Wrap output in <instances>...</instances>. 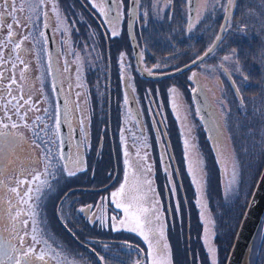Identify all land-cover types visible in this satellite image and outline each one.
<instances>
[{"label": "rangeland", "instance_id": "obj_1", "mask_svg": "<svg viewBox=\"0 0 264 264\" xmlns=\"http://www.w3.org/2000/svg\"><path fill=\"white\" fill-rule=\"evenodd\" d=\"M14 2L19 9L22 0H14ZM29 2L34 8L35 0H29ZM237 2L238 0L236 4ZM113 3L119 19L113 20L112 15H106L107 21L111 23H106L105 36L102 24L99 26L96 23L103 19V13L99 11L103 8V0H58L61 16L64 18L59 26L55 15L50 11V4L46 3L35 11L30 10L28 4H25L23 11L16 12L20 24L13 23L15 35L11 38L12 43H8L6 39L8 33L6 25L13 22L12 18L5 16L0 19V23L4 25L0 31V41L7 44L3 52L11 51L17 43H20V49L16 51L17 53L22 51L28 68L36 70L37 67L42 66V58L50 66H53V62L55 63L54 69L59 73L63 96L65 100L68 99L69 105L73 108V124L76 125L75 130L79 132V143L83 139L80 119L85 118L87 140L80 146H72L71 151L76 153L77 150L82 151L91 147V150H84V152L95 167V175L91 178L92 180L97 178L98 181L92 182V185L95 183L100 186L107 185L115 180L117 173V179L120 178L117 185H112L110 190L103 194L102 200L96 201L94 197L91 198L89 205L93 207L87 208L88 205L83 207L87 210L86 214L79 212L84 204L76 202L77 220L82 218L80 220L82 222L85 218V227L90 230L81 231L83 226H80L75 229V235L78 232L89 235L82 237L78 234V241L74 243L71 235L60 226L58 248L53 249L50 245L48 248L42 247L36 250L46 253L50 264H57L58 260L60 264H69V261H74L75 264H135L136 261H139V264H151L149 244L138 232L134 233L140 237L139 242L144 252L126 243L122 245L119 243L121 239H131L133 231H129L127 227L120 224L121 218H127L124 216L123 209L117 208L111 197V193L117 191L125 182L126 173L128 179L130 176V179H134L133 172H141L140 177L135 179H140V182L144 179L151 180L152 183L148 188L152 189L149 193L153 194V197L151 195L148 199L146 197L143 206L152 210L155 204V211L160 215V220L156 221L151 218V212L145 214L144 230L147 232L148 227H163L164 236L160 238V243L169 245L166 251L170 253L171 264L176 262V251L180 252L178 261L181 264H190V257L191 264H210L203 239L205 226L209 229L210 242L217 249L218 264H225L238 223L260 172L259 161L253 159V154L264 150V0H254V8L246 11L248 13L245 20L244 16L239 18L236 16L237 24L234 21L229 22L232 26L229 33L221 32L220 24L212 26L216 9L218 8L217 15L224 12L221 7H213L212 11L206 12L199 23L189 30L186 0H171L168 7H165L166 0H136L133 35L140 51L142 67L148 73L151 69L153 74H173L180 67L204 54L213 44L216 35L222 36V43L215 54L186 72L183 89L176 84L180 81H172L176 78L148 79L140 75L135 66L133 49L127 33L129 0H123V4L120 0H113ZM209 6H211V0H209ZM205 7V0H196L195 16L197 18ZM42 11L48 13L47 18L40 15ZM235 11L234 8L231 10V20H234ZM0 12H4L2 3H0ZM145 13H147L146 16ZM45 20L50 25L54 43L58 48V54L54 60L49 56L47 41L40 38L37 42L38 33L34 26L40 25V31L45 32L43 27ZM241 28L244 30L240 31ZM30 29H32L31 35ZM113 31H116L118 35H111ZM229 34L241 41L240 44L247 45L244 55L239 53L238 49L227 46L226 39ZM25 36L28 38L24 39ZM203 37L205 41L200 40ZM197 43L201 45L198 48H196ZM233 49L236 50L238 57L239 54L242 56V60H239L240 72L235 71L237 66L235 63L222 60ZM121 53H124L123 61L120 59ZM4 56H6L5 53ZM156 64L160 67H153ZM247 67L251 71L249 74L244 69ZM242 75L248 77L247 82L242 83ZM189 77L193 78L189 79ZM36 84L37 80L32 87L34 92L37 89ZM197 85L203 88L212 106L213 117H215L213 122L218 129L214 144L208 145L209 148L212 147V150H209L210 158L216 164V174L213 176L208 175L211 161L206 162V156L202 150L207 146V135L192 99L193 89H196ZM237 88L240 89L239 93L236 91ZM171 89H175V93L171 92ZM125 95L128 97L127 104L124 102ZM129 97L136 103L141 120L139 122L130 109ZM46 99H44L43 113H45ZM34 111L36 112L35 108H32L31 112ZM149 112L152 115L158 113L166 126L167 120L170 121L171 151L178 167L182 166L191 180L197 229L192 228L193 244L189 242L190 246L187 243L185 245L182 228L177 230L180 235L178 236L180 246L172 245L167 234L166 212L164 211V214L153 181L155 176L151 157L153 146L149 143L144 129V121L149 122L147 120ZM140 125L144 134L140 132ZM185 138L192 145L188 149L187 157L185 156ZM153 140L160 144L161 156H166L169 164L159 127L158 130L156 129ZM138 149L141 157L147 154L146 159L137 157ZM125 150L127 156H125ZM155 151L158 154V150ZM104 155L107 157L105 165H103ZM262 156L264 161V153ZM125 159L129 160L128 166L124 163ZM201 159L202 164L196 167V161ZM163 161L162 158L161 167L156 164V172L160 170L161 173L164 172ZM189 161L196 167L198 183H193L192 175L188 171ZM234 164L238 176L236 184L230 190L228 181ZM122 166L123 172L120 171ZM149 167L150 171L147 170ZM97 170L98 174H96ZM101 170L103 180L100 177ZM165 170L170 172V168ZM244 176L252 177L251 187L248 186V180L245 187L243 186ZM212 178H216V181L211 187ZM79 180L77 178V183ZM134 182L137 181L134 180ZM133 184L128 180V187ZM169 185L174 189L171 176ZM175 191L176 189L173 190V197H175ZM174 200L176 202V198ZM177 207L179 208V203H175V208ZM223 211H225L224 216H222ZM201 213H204L203 217ZM113 217L116 219H112ZM174 221L182 222L175 216V212L171 223ZM113 225L119 230H113ZM89 237L95 241L94 244L89 242ZM149 238L154 245L151 251L155 254V239L151 235ZM84 244L91 245V248H84ZM186 247L188 250L185 249ZM57 253L62 255L53 259ZM262 253L264 255V241ZM142 254H144L143 260ZM184 255H187L188 260L184 258ZM101 256L104 257L103 261L99 258Z\"/></svg>", "mask_w": 264, "mask_h": 264}, {"label": "flooded vegetation", "instance_id": "obj_2", "mask_svg": "<svg viewBox=\"0 0 264 264\" xmlns=\"http://www.w3.org/2000/svg\"><path fill=\"white\" fill-rule=\"evenodd\" d=\"M263 1V0H261ZM225 0H221V4H223ZM264 6V5H263ZM114 7V3H113ZM254 8V0H238L236 6L234 7L235 14L233 15V19L230 13L228 14L230 16V21H225L224 16L225 13L223 12L221 15H217V10L213 14V25L218 24H225L227 25L229 22L234 21L235 24H237L236 16H244L247 15L246 11L251 10ZM103 9L104 12H108V4L107 0H103ZM115 9V8H114ZM241 10H243L241 12ZM245 12V14H244ZM117 14V12L115 11ZM111 16V14H109ZM237 18V19H238ZM134 19V17H133ZM127 20L126 19V26H127ZM97 25L103 26V35L105 36V26L106 23L110 24L111 22L107 21L106 15L103 14V19H100V21H96ZM187 25L189 26L188 20ZM232 27V26H231ZM45 29V28H44ZM132 30H133V23H132ZM51 31V30H50ZM232 31V30H231ZM227 31L226 33H229ZM52 39H53V48L52 50L49 49L48 39V52L49 56L51 58L56 59V56L58 54V48L56 47L54 43L53 34L51 31ZM233 35L229 34L228 39H226L227 46H231V38ZM200 39V38H199ZM201 41H205L204 37L203 39H200ZM207 40V39H206ZM218 47L214 49V51L210 54H208L205 58L200 60L196 65L190 67L191 69L198 66L203 61H206L209 59L215 52L217 51ZM51 50V51H50ZM5 55L3 57L4 60H7V63L0 64V72H3V80L0 81V117L11 116L12 120H15L18 124V127L16 129H12V131L20 133L21 135L14 138L13 141V154L11 155V159L13 163L8 164V156H0V181H2V185H0V234H2L3 238L5 240H8L11 237H15L13 240V243H15L17 246H19V237H23L26 244L31 245L34 244V242L31 240V220H29L28 226H25L22 221L25 219H29L27 215H22L19 219L21 222L13 221L10 218V213L12 216L16 215L17 211V204L19 201V197L15 196V194L11 193L9 190L13 187H17V180H27L32 181V177L37 173H41V179H44L45 176L43 173L45 172V164L48 163L49 160L52 161L53 165H56V167H50L48 169L49 172L55 173L54 176L49 175L47 176V179L51 184H53V190L48 193V195L44 198L42 207L38 209L40 215L36 217V219L39 221V227L44 231V234L46 237H48V245H44L43 243L35 244V248H42L44 247L48 248L50 245L53 249L58 248L59 243V228L60 226L62 229H65L68 234L71 235V237L74 240V243L78 241L76 240L75 236V229L77 227L83 226L86 223V219L84 218L82 222L83 225L80 223V220L82 218H78L76 216V202L83 203L84 205L81 206L83 208L85 205H89V202L91 198H95L97 200L103 199V194H105L107 191L110 190L108 186H112L114 184L117 185L120 178L117 179V175L115 177V180L107 185H97L92 186V178L91 176L95 175V167L92 166L90 158H87V154H85L84 150H91V147H88L87 149H82V151H79V154L82 155L84 159V170L77 172L75 176H67L64 172L59 171V169L62 167L64 161L57 162L56 157L59 155V152L61 151V139L59 135V139L55 136V134L52 132V128L54 126V117L53 114L57 111L59 108L55 89H54V83L57 82L60 92L62 94L63 98V123L67 130V138H68V144H69V157L74 158L77 152H72V146H80L81 142L76 143L75 140V128L76 125L73 124L74 117L72 106L69 105L68 99L65 100L63 96V89L62 84L60 82V76L59 73L54 69L55 63L53 62V66H50L47 62L42 58L41 65L35 69L28 68L25 69V62H24V56L22 55V51H10L6 50ZM12 54V56H11ZM19 54V55H18ZM205 54V53H204ZM204 54L201 56L203 57ZM9 56H11V59L9 60ZM17 56H19V59H17ZM23 61V63H20V61ZM197 60V59H196ZM192 62V61H191ZM189 62V63H191ZM15 64L16 67L13 68L12 64ZM188 63V64H189ZM187 65V64H186ZM136 66V65H135ZM52 69V70H51ZM22 70H24L23 77L21 75ZM15 79L16 83L12 84L10 81L12 79ZM37 80V89L34 92L32 89L33 84ZM110 84V83H109ZM127 89V87H125ZM201 89L203 92V88L199 85L196 86V89ZM194 92V91H193ZM205 94V93H204ZM15 97V99H13ZM22 97V98H21ZM46 106L45 113H43V107H44V99ZM193 99V98H192ZM27 101V102H26ZM194 102V101H193ZM48 103V104H47ZM5 105H7V109H5ZM14 105H22L23 107L20 108V113H27L26 121L27 126L25 125V122L20 120L17 115H15V108ZM208 105V112L211 119L210 129L209 132L202 122L204 131L206 132L207 137V144L211 146V144H214L216 135L218 134V129L214 125L215 117H213V110L212 106L210 105L209 101L207 102ZM32 108H35L36 112H31ZM35 113V114H34ZM37 116L42 117V120H35ZM149 122L144 121L145 130L147 133V137L149 138V143L152 144L153 152H151V157L153 160V166H154V185L156 187L157 194L159 196V200L162 203V209L163 212H166L167 217V225H171V219L173 217V210L176 212L178 211V207L175 208V203H179L180 200L185 199V194L183 192V189L181 187V179L180 175L178 173L177 169V163L175 160V157L172 153V148L170 145V137L169 132L166 128V125L164 121L160 118L158 113H154L152 115L150 113L149 115ZM141 121V120H140ZM214 121V122H213ZM139 122V121H138ZM45 125L48 127L45 129ZM158 127L160 128V131L162 132V138L165 144V150L167 151L168 158H169V164L167 162L166 156L163 157L162 155V148L160 147V144L155 142L153 138L155 137L156 129L158 130ZM40 129H45V132L48 134L45 135V132H40L39 136H36V132L40 131ZM140 132L144 134L143 128L141 129L140 125ZM50 140H55L56 143H50ZM170 141V142H169ZM51 149L52 155H48L47 150ZM59 149V150H58ZM155 150H158V154H155ZM204 150V149H202ZM208 150H212V147ZM163 158V164H164V172L161 174L165 177L162 179V189L159 188V183L157 182V172H156V164L157 166L161 167ZM165 168H170V172L165 170ZM69 171H74L75 169L71 166L68 168ZM120 171L123 172V166L120 169ZM121 172V175H122ZM133 178L134 179H128L131 183H136L135 181H140V179H135V177H140L141 172H133ZM131 174V173H130ZM120 175V176H121ZM171 176L172 183L175 191V197H173V189L171 185H169V178ZM101 179L103 180V171L101 170L100 174ZM143 177L146 178L143 174ZM77 178L80 179L77 183ZM96 181L97 178H95ZM101 180V181H102ZM35 183L33 182V187H35ZM83 183L84 186H78L77 184ZM140 187L141 193L147 192V199L148 196L151 195L153 197V194H150L148 191L149 185H143ZM28 187V184L26 183L23 187H21L19 190L21 192L25 191ZM180 195L178 194V189ZM108 188V189H107ZM76 192L79 193V195H76ZM82 193V194H80ZM176 198V202L174 200ZM9 202H11V207H9ZM88 203V204H87ZM20 208H23L27 210V205L20 204ZM81 214L82 212L79 211ZM164 212V214H165ZM87 213V210L84 211V214ZM81 231H89L87 227H84ZM28 233V235H25V233ZM135 235H138L134 232H132ZM30 234V235H29ZM139 237V236H138ZM89 242L94 244L95 241H92V239L89 237ZM99 240V239H94ZM187 240H189V236L187 235ZM263 241H264V228L260 227L253 246L251 248V253L249 257V264H261L263 261L264 264V255L262 253L263 249ZM73 243V244H74ZM54 245V246H53ZM84 248L90 249L91 245L84 244ZM141 259H144V254L141 255ZM50 264V263H48Z\"/></svg>", "mask_w": 264, "mask_h": 264}, {"label": "snow or ice", "instance_id": "obj_3", "mask_svg": "<svg viewBox=\"0 0 264 264\" xmlns=\"http://www.w3.org/2000/svg\"><path fill=\"white\" fill-rule=\"evenodd\" d=\"M0 3L3 4L4 12H0V19H2L5 16H11L12 23H8L6 27L8 28V33L6 39L8 40V43H12L11 38L15 35L13 32V23L20 24L19 19L16 16V12L23 11L25 4H28L30 10L35 11L37 8H41L46 3L51 5L50 11L55 15L58 26L60 23L63 22V17L61 16L60 9L58 7V0H35V7H32V4L29 2V0H22L19 9L17 8L14 0H0ZM120 3L123 4V0H120ZM133 3H135V0H133ZM186 3L189 6V30H191L193 27H195L196 23H199V20L203 18L204 14L206 12H210L213 10V7H221L222 10L225 13L224 19L225 21H230V16L228 15L231 10L236 6V0H225L223 4L220 3V0H211V6H209V0H205V9L201 12L200 17L197 18L195 16V3L196 0H186ZM108 4V12H104V9L101 8L99 11L105 15H112V19L116 20L119 19V14L115 13V9L113 7V0H107ZM171 0H166L165 7L170 6ZM95 7V5H94ZM40 15H43L44 17H48L47 12H41ZM147 13H145V16ZM50 25L45 20L43 27L48 28ZM4 25L0 23V31H2ZM35 30L38 33L37 36V42L40 41V38H43L45 42L47 41V34L44 31H40V25H35ZM231 28V24L228 23L227 25L221 24L220 29L221 32H227ZM244 29L241 28L240 31H243ZM32 29H30L29 34L31 35ZM111 35L116 36L118 33L116 31H113ZM28 37L25 36L24 39H27ZM220 43H222V36L216 35L215 40L213 41V44L207 49L205 52V56L212 53L215 48L219 47ZM20 43H17L15 47L12 49V51H16L20 49ZM7 47V44H4L2 41H0V64L7 63V60L3 59L4 52L3 49ZM124 53H121L120 59L123 61ZM204 57L198 56L197 60H202ZM11 59V56L8 58ZM17 59H19V56H17ZM223 61L225 62H233L237 66L235 68L236 72H240L239 67V57L235 49L230 51L228 54H226L223 58ZM20 63H23L21 60ZM193 64L196 63L194 60L192 62ZM12 67L15 68L16 65L13 63ZM123 67V65H122ZM153 67L158 68L160 67L159 64L153 65ZM25 69H27V65H25ZM79 71V69H78ZM151 74V69L148 70ZM24 70H22L21 75L23 77ZM195 74H193L194 76ZM122 75V79H123ZM193 77H189V79H192ZM3 80V72H0V81ZM248 77L246 75H242V83L247 82ZM10 83L15 84L16 81L13 78ZM235 83V82H234ZM171 92L175 93V89H171ZM195 91V89H193ZM236 91L239 93L240 89L237 88ZM79 95V93L77 94ZM22 98V97H21ZM15 99V97H13ZM27 102V101H26ZM125 104L128 103V97L125 95L124 98ZM15 108V115L18 116V118L25 122V125L27 126L26 116L27 113H20V108L23 107L22 105H14ZM79 107V105H77ZM175 101L173 100V108L175 109ZM5 109H7V105H5ZM47 111V109H45ZM54 117V126L52 128V132L55 134L57 139H59L60 135V125H61V115L59 108L57 111L53 114ZM84 119H80V131L83 134V139L81 140V144H84V142L87 140L88 133L86 131V126L84 125ZM35 120L39 121L42 120V117L37 116ZM18 127V124L15 120H12L11 116L0 117V156H8V164L13 163L12 159L10 158L13 154V141L14 138L21 135L20 133L12 131V129H16ZM48 126L45 125V129ZM45 129H40V131H37L35 134L36 136L40 135V132H45ZM123 131V130H122ZM48 133L45 132V135ZM123 139V136H122ZM50 143L55 144V140H50ZM185 144V156L187 157L189 155L188 149L192 147L190 145V142L187 138L184 140ZM59 150V149H58ZM48 155H52L51 149L47 150ZM125 156H127V151L125 150ZM137 157L140 159H146L147 154L145 153L143 157H141L139 149L137 150ZM57 162L64 161L62 167L59 169V171L64 172L67 176H75L77 172L84 170V159L82 155L79 154V151L77 150V154L74 158H70L69 156L65 155L62 151L59 152V155L56 157ZM125 165H129V160L125 159L124 161ZM202 164V159L196 161V167H199V165ZM74 168V171H69V167ZM50 167H56V165L52 164V161L49 160L48 163L45 164V172L43 175L45 176L44 179H41V173L37 172L33 177L32 181L27 180H17V187L11 188L9 191L15 196L19 197V201L17 204V211L16 215L12 216L11 213L10 218L13 221L21 222L20 217L22 215H27L29 219H25L22 221V223L25 226H28L29 220H31V240L34 242V244L28 245L26 244L23 237H19V246H17L15 243H13V240L15 237H11L8 240H5L0 234V264H48V260L46 258L47 254L44 253L42 250L37 251L35 248V244L43 243L44 245H48V239L46 238L44 231L40 229L39 227V221L36 219L37 216L40 215L38 209L42 207V203L44 198L48 195L50 191L53 190V184L49 182L47 179V176L52 175L54 176L55 173L49 172L48 169ZM196 167L193 166V162L189 161V168L188 171L192 175L193 183H198V179L196 176ZM150 171V167L147 169ZM237 176L238 172L236 170L235 164L233 165L231 177L228 181V188L231 190L233 186L237 182ZM33 182L35 183V187H33ZM2 181H0V185H2ZM28 184V187L25 191L21 192L19 189L23 187L25 184ZM151 180L144 179L142 182L139 180L133 184L131 187H128V177L127 173L125 175V182L122 183L119 187V189L113 193H111V197L113 201L115 202V205L117 208H122L124 211V216L127 218H121L120 224L122 226H125L128 228L129 231L138 232L140 236L143 237V239L148 242L149 244V255L152 256L151 264H171L170 260V253L166 250L169 248L168 244H161L160 238L164 236V230L163 227L153 228L148 227V231L146 232L145 229V214H149L151 212V218L155 219L156 221L160 220V215L155 211V204L153 205V209L150 210L147 207L143 206V201L147 197V192L141 193L140 187L141 184L143 185H151ZM174 190V189H173ZM148 191H152L151 188L148 189ZM135 193V194H134ZM119 197L120 199H116ZM2 202V200H0ZM199 203V201H197ZM24 204L27 205V210L20 208L19 205ZM9 207H11V202H9ZM87 208L93 207L92 205L86 206ZM79 211L84 212L85 208L79 209ZM202 217L204 216V213H201ZM112 219H116L113 217ZM150 224V221H148ZM214 223V221L212 222ZM113 230H119L116 228L115 225H113ZM208 232L209 229L207 226H205V234L203 236L204 243L206 245V251L209 255L210 264H218L217 260V249L214 247V245L210 242L208 238ZM25 235H28L26 232ZM152 236L155 239V254L151 251L154 247L152 240H150L149 236ZM62 255L61 253H57L56 256L53 257V259H56L57 256ZM100 260H104V257H99ZM57 264H60V261H57ZM69 264H75L74 261H69ZM135 264H139V261H136Z\"/></svg>", "mask_w": 264, "mask_h": 264}, {"label": "water", "instance_id": "obj_4", "mask_svg": "<svg viewBox=\"0 0 264 264\" xmlns=\"http://www.w3.org/2000/svg\"><path fill=\"white\" fill-rule=\"evenodd\" d=\"M195 8H196V3H195ZM134 14H135V3H133V0H129L127 33L129 35L131 46L133 49V56L137 71L144 78H148V79H162L170 76L171 73L150 74L146 72L145 69L142 67L140 51L132 30ZM189 22L190 21H189V6H188V23ZM45 33L47 34L49 49L52 50L53 39L49 27L45 28ZM203 57L205 58L206 56L204 55ZM195 61H196L195 64L191 62L188 65L184 66L183 68H180L176 72H181L187 68H190L196 65L200 60H195ZM54 89L61 115V125H60L61 151L68 156L69 144L67 138V130L63 123V98L56 81L54 83ZM192 98L200 118L202 119L207 130L210 132L211 119L207 109L208 100L204 92L201 89H197L192 93ZM129 106L136 119L140 121L138 108L136 106L135 101L131 97H129ZM75 139H76V143H78L79 132L77 129L75 130ZM260 227L264 228V162L262 164L258 177L255 181V184L252 188V191L248 198L243 214L238 223L230 250L225 260V264H249L251 248L253 246L256 234Z\"/></svg>", "mask_w": 264, "mask_h": 264}, {"label": "trees", "instance_id": "obj_5", "mask_svg": "<svg viewBox=\"0 0 264 264\" xmlns=\"http://www.w3.org/2000/svg\"><path fill=\"white\" fill-rule=\"evenodd\" d=\"M243 10H241V12H242ZM244 14H245V12H244ZM239 17H242V16H239ZM230 42H231V46H233L232 48H236V49H238V52L239 53H241V54H245L246 53V51H247V45L245 44V43H243V44H240V42L241 41H239V40H236L234 37H232L231 38V40H230ZM201 45H199V43H197V45H196V48H198V47H200ZM241 54H239V60L241 61L242 60V56H241ZM185 66V65H184ZM184 66H182V67H180V68H183ZM179 68V69H180ZM191 68H187V69H185V70H183V71H181V72H175V73H173V74H171L170 76H168V77H165L166 79L165 80H169V79H174V78H176V79H174V80H172V81H180V82H177L176 84H178L179 85V87L181 88V89H183V86H184V80H185V74H186V72L188 71V70H190ZM244 69H246L247 70V73L249 74V73H251V71H250V68L249 67H247V68H244ZM177 70V69H176ZM162 79H164V78H162ZM172 81H170V82H172ZM169 83V82H168ZM110 87H111V82H110ZM166 111H167V109H166ZM149 115H150V112H149V114L147 115V120H150V118H149ZM159 115V114H158ZM167 130H168V132L170 133L171 132V126H170V121L169 120H167ZM170 126V127H169ZM172 145H173V143H172ZM204 150H203V154H204V156H206V162H210L211 161V164H210V166H209V169H208V175H210V176H213L214 174H216V172H215V167H216V164H215V162H214V160H212L211 158H210V156H211V153L209 152V150H208V144H207V146H205L204 148H203ZM251 153V152H250ZM263 153H264V150H259V151H256L254 154H253V159L255 160V161H259L258 162V165H259V167H260V169H261V167H262V164H263ZM155 154H156V151H155ZM104 160H103V165H105L106 164V160H107V157H106V155H104ZM252 159V160H253ZM249 160V159H248ZM260 160H262V161H260ZM250 167V161H249V163H248V168ZM177 169H178V173H179V175H180V179H181V187H182V189H183V192H184V194H185V199L184 200H180L179 201V208H178V211H177V214H176V212L173 210V215H174V212H175V216L176 217H178L180 220H182V222H177V221H174V223H172L171 225H168V227H167V234H168V236H169V240H170V242H171V244L172 245H174L175 247L176 246H180V243H179V240H178V236H180L179 235V233H178V229H180L181 230V228H182V230L181 231H184V236H182L184 239L183 240H186L187 241V235L189 236V240H188V242H186L185 241V245H186V243H187V245L188 246H190L189 245V242H191V244H193V238H192V236H193V234H194V232H193V230H192V228H196L197 229V224H196V221H195V217H194V215H195V211H194V208H193V200H192V197H193V190H191V183H190V181L191 180H189V178H188V175H187V173H186V171L183 169V167L182 166H180V167H178V165H177ZM260 169H259V171H260ZM96 174H98V170H97V172H96ZM256 176V175H255ZM157 182L159 183V188L160 189H162V179L164 178V176L161 174V170L160 171H158L157 172ZM114 178V177H113ZM251 176H248L247 178H246V176H244V179H243V186L245 187V183H246V180H248V186L249 187H251ZM97 182L95 179H93L92 180V182ZM215 181H216V178H212L211 179V187H212V185L214 186V184L213 183H215ZM82 184V185H81ZM81 184H77L78 186H84V184L83 183H81ZM108 184H110V183H108ZM250 184V185H249ZM92 186H97L96 185V183H95V185H92ZM111 187V185L110 186H108V188H110ZM107 188V189H108ZM177 189H178V194L180 195V192H179V187H177ZM80 194H82V193H80ZM76 195H79V193L78 192H76ZM238 210H239V208H238ZM224 214H225V211H223L222 212V216H224ZM82 225L84 224L83 222H80ZM85 227V224L83 225V228ZM88 230H90V228H88ZM177 232V233H176ZM123 233H128V232H123ZM78 234H80L79 232L75 235L76 236V238L78 239ZM196 234V233H195ZM232 234V233H231ZM231 234H230V236H231ZM82 237L84 236H87V235H89V234H80ZM229 236V237H230ZM139 240H140V237H138L137 235H135V234H133L132 233V235H131V239H129V238H125V239H121V240H119V243H121V245L122 244H128V245H130L131 247H133V248H135V249H138V250H140L141 252H144V249H143V247H142V245H141V243L139 242ZM195 240H196V238H195ZM97 241H101V240H97ZM103 241V240H102ZM108 241H110V242H113L114 240H108ZM76 243V242H75ZM190 248V247H189ZM185 249H187L188 250V247H186ZM192 249V248H191ZM176 253H177V259H176V262H175V264H181L179 261H178V259H179V256H180V252L179 251H176ZM181 253H182V250H181ZM186 254V253H185ZM190 257V256H189ZM184 258H187V255L185 256L184 255ZM187 260H188V258H187ZM189 261H190V264H191V257L189 258Z\"/></svg>", "mask_w": 264, "mask_h": 264}]
</instances>
